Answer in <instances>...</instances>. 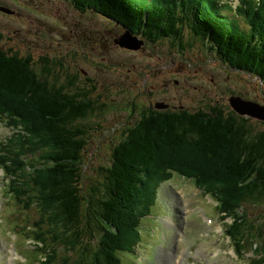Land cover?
I'll return each instance as SVG.
<instances>
[{"label":"rangeland","instance_id":"obj_1","mask_svg":"<svg viewBox=\"0 0 264 264\" xmlns=\"http://www.w3.org/2000/svg\"><path fill=\"white\" fill-rule=\"evenodd\" d=\"M226 2L235 6L238 0ZM0 4L16 12L14 15L0 13L1 50L32 57L37 71L49 60L52 73L61 72L65 78L60 83L66 85V74L81 88L89 78L98 82L94 96L100 105L107 103V107L83 122L95 128L87 135L86 187L101 180V167H109L113 146L124 139L128 129V114L124 109L132 98L155 94L153 99L166 102L168 108L180 102L179 107L192 111H197L203 101L207 106L218 104L233 110L229 100L239 94L264 105V89L257 79L227 68L204 51L200 53L198 49L202 43L188 32L183 37L185 44L188 40L186 48L172 47L167 40H162L158 46L149 45L148 49L134 52L115 43L127 33L122 25L98 16L95 11L76 10L70 0H0ZM223 7L218 12L228 17L230 9ZM192 39L196 42L193 46ZM143 99L146 104L151 100L149 97ZM0 111L9 122L14 120L23 132H29L27 141L22 142L26 143V150L19 145L9 148L27 154L24 159L14 151L8 153L11 158L6 162L11 163L18 178L9 173L5 178L0 176V264H97L95 254H102L107 246L106 236L94 231V236L84 237L83 250L82 244L78 246L75 239H71L74 246H68L63 231L69 235L74 231L66 225L62 208L48 198L49 171L53 164L49 157L55 155L60 146L45 133L46 126L38 113L29 111L27 106L13 105L1 92ZM137 114H129L131 127L141 119ZM260 122L250 118L253 128H264ZM14 136L13 130L0 121V142L9 138L7 146ZM30 151L42 155L37 158L38 164L30 165ZM180 153L178 156L172 150H165L162 155L166 160H184L182 157L188 153ZM219 181L229 191L230 200L224 192L231 201L227 206L231 209L232 205L239 220L238 227L243 230L239 239L245 242V253H239L227 234L219 233L224 227L217 211L218 202L202 194L194 179L175 173L171 181L160 186L156 204L142 220L140 241L133 254L123 256L124 264H178L182 256L189 264H264L262 207L235 195L236 191H232L223 173ZM19 192L23 193L21 198ZM240 210H244L245 215H241ZM88 241L90 255L85 256L90 257L84 258ZM77 247L80 252H73ZM230 247L237 253L236 257ZM214 251L216 258L212 256Z\"/></svg>","mask_w":264,"mask_h":264},{"label":"trees","instance_id":"obj_2","mask_svg":"<svg viewBox=\"0 0 264 264\" xmlns=\"http://www.w3.org/2000/svg\"><path fill=\"white\" fill-rule=\"evenodd\" d=\"M70 1L83 13L95 11L98 16L115 20L147 46L167 40L170 46L186 48L188 40L185 44L183 37L188 32L202 43L200 53L204 51L227 68L257 79L264 89V0H245L239 18L220 15L218 11L224 0ZM193 39L192 46L196 43ZM34 61L32 57L0 49V92L13 105L27 106L29 111L38 113L46 126L45 133L60 146L49 157L53 164L49 171L48 198L62 208L66 225L74 231L71 235L63 231L68 246L73 247L71 239H75L83 250L84 237L89 239L98 231L106 236L107 246L102 254H95L96 263L124 264L123 256L133 254L140 241L142 220L156 204L158 188L172 178L173 172L194 179L200 190L218 201L219 212L234 219L228 234L243 241L239 239L243 230L238 227V217L232 205L231 209L227 206L231 204L225 197L227 194L230 200L229 191L219 180L223 173L235 195L260 205L264 212V128H253L250 118L237 115L234 109L218 104L207 106L205 101L197 106V111H192L179 107L180 102L175 103L176 107L158 109L157 104L166 102L155 101V94L132 98L124 109L128 114L124 139L113 146L109 167H101V180L86 187L87 135L95 128L83 122L95 117L107 103L100 105L94 96L96 80L87 79L81 88L66 74V85L60 83L65 78L61 72L52 73L49 60L40 72ZM143 97L151 100L146 104ZM132 113H139L141 119L131 127L128 117ZM0 117L5 118L1 111ZM6 125L19 128L14 120H7ZM27 132H16L9 145L1 144L3 151L7 149L0 156V166L15 179L18 176L14 175L11 163L6 162L11 158L8 153L14 151L9 148L19 145L26 150V143L22 142L27 141ZM165 150H172L178 156L180 152L188 154L182 157L184 160H166L162 155ZM14 153L27 158L26 153L17 150ZM28 153L30 165L38 164L37 158L42 155L35 151ZM239 212L245 215L244 210ZM88 245L89 241L85 243L84 258L90 257L85 256L90 255ZM74 251L78 253L80 248Z\"/></svg>","mask_w":264,"mask_h":264},{"label":"water","instance_id":"obj_3","mask_svg":"<svg viewBox=\"0 0 264 264\" xmlns=\"http://www.w3.org/2000/svg\"><path fill=\"white\" fill-rule=\"evenodd\" d=\"M0 11L8 15L15 14L14 11L6 7H0ZM115 43L121 45L123 48H127L133 51H139L144 46V42L138 41V38L135 37L130 31L117 38L115 40ZM229 103L232 109H234V111L237 113V115L245 118H255L259 121L264 122V105L254 100H246L239 95L232 97L229 100ZM157 108L166 109L168 108V106L165 103H159L157 104Z\"/></svg>","mask_w":264,"mask_h":264},{"label":"flooded vegetation","instance_id":"obj_4","mask_svg":"<svg viewBox=\"0 0 264 264\" xmlns=\"http://www.w3.org/2000/svg\"><path fill=\"white\" fill-rule=\"evenodd\" d=\"M170 107H176V106L175 105H173V106L170 105Z\"/></svg>","mask_w":264,"mask_h":264},{"label":"bare ground","instance_id":"obj_5","mask_svg":"<svg viewBox=\"0 0 264 264\" xmlns=\"http://www.w3.org/2000/svg\"><path fill=\"white\" fill-rule=\"evenodd\" d=\"M224 2L222 1V4H223ZM223 6H224V4H223Z\"/></svg>","mask_w":264,"mask_h":264}]
</instances>
